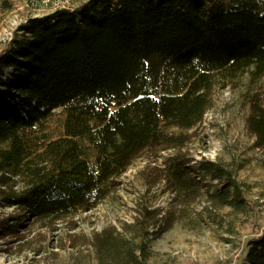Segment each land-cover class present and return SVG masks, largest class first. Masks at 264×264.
<instances>
[{"label":"trees","instance_id":"16d2710c","mask_svg":"<svg viewBox=\"0 0 264 264\" xmlns=\"http://www.w3.org/2000/svg\"><path fill=\"white\" fill-rule=\"evenodd\" d=\"M240 78L247 128L264 149V0H86L27 18L0 51V206L20 212L0 232L72 222L137 157L165 150L162 178L180 209L213 198L241 211L231 170L182 151L215 90ZM56 111L61 134L35 142ZM136 211L90 236L101 264H144L159 211ZM243 261L264 264V231Z\"/></svg>","mask_w":264,"mask_h":264},{"label":"rangeland","instance_id":"374dc122","mask_svg":"<svg viewBox=\"0 0 264 264\" xmlns=\"http://www.w3.org/2000/svg\"><path fill=\"white\" fill-rule=\"evenodd\" d=\"M84 1L0 0V51L27 18ZM243 83L240 78L215 90L202 122L188 131L182 146L194 159L215 160L231 170L244 190L246 204L241 211L222 207L213 198H201L180 209L162 178L163 161L173 151L145 153L118 177L111 194L72 222L43 227L28 219L16 233L0 232V264H101L90 236L104 226L120 228L122 222L131 223L139 206L159 211L150 227L144 264H246L247 240L264 231V149L255 146V137L246 125ZM61 117L56 111L32 132V139L59 136ZM206 184L212 190L219 185L215 181ZM19 213L13 207L0 206V222L14 223L8 217Z\"/></svg>","mask_w":264,"mask_h":264}]
</instances>
